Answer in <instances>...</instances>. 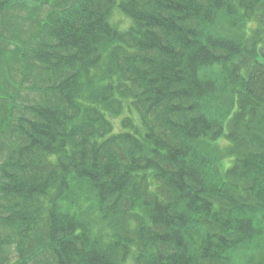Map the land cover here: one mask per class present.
<instances>
[{
    "label": "trees",
    "instance_id": "trees-1",
    "mask_svg": "<svg viewBox=\"0 0 264 264\" xmlns=\"http://www.w3.org/2000/svg\"><path fill=\"white\" fill-rule=\"evenodd\" d=\"M44 1L0 0V264H264V0Z\"/></svg>",
    "mask_w": 264,
    "mask_h": 264
},
{
    "label": "rangeland",
    "instance_id": "rangeland-1",
    "mask_svg": "<svg viewBox=\"0 0 264 264\" xmlns=\"http://www.w3.org/2000/svg\"><path fill=\"white\" fill-rule=\"evenodd\" d=\"M46 4L44 0H28L27 5L23 7L21 10L22 14L24 15V20L21 24L20 28H17L15 31V37L16 39L20 40L23 37H27L28 33L31 32V30L37 26L38 22L43 16V12L46 11ZM111 19L114 22H117L119 25H125L127 22V19L119 13L118 10H114ZM26 22V23H25ZM17 66L11 65V71L8 70L9 77L12 76V80L15 81V71ZM0 110V114H1Z\"/></svg>",
    "mask_w": 264,
    "mask_h": 264
},
{
    "label": "bare ground",
    "instance_id": "bare-ground-1",
    "mask_svg": "<svg viewBox=\"0 0 264 264\" xmlns=\"http://www.w3.org/2000/svg\"><path fill=\"white\" fill-rule=\"evenodd\" d=\"M152 196L159 204H161V206H163L165 202L169 200L168 198L166 199L165 196H163V194H160V193H154ZM169 203H170V200L168 201V204Z\"/></svg>",
    "mask_w": 264,
    "mask_h": 264
}]
</instances>
